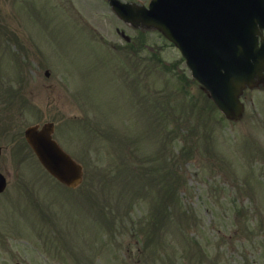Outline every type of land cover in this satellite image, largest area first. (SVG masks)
Here are the masks:
<instances>
[{
  "label": "rangeland",
  "instance_id": "374dc122",
  "mask_svg": "<svg viewBox=\"0 0 264 264\" xmlns=\"http://www.w3.org/2000/svg\"><path fill=\"white\" fill-rule=\"evenodd\" d=\"M70 1L87 23L56 0H0V117L16 130L0 140V264H264V87L231 122L159 33ZM46 122L83 166L75 190L26 150Z\"/></svg>",
  "mask_w": 264,
  "mask_h": 264
},
{
  "label": "water",
  "instance_id": "95a60500",
  "mask_svg": "<svg viewBox=\"0 0 264 264\" xmlns=\"http://www.w3.org/2000/svg\"><path fill=\"white\" fill-rule=\"evenodd\" d=\"M110 4L123 20L155 28L172 41L220 111L230 120L239 119L243 88L253 87L264 71V0H152L148 9L117 0ZM50 134L51 125L25 132L44 168L74 188L81 182V167Z\"/></svg>",
  "mask_w": 264,
  "mask_h": 264
},
{
  "label": "flooded vegetation",
  "instance_id": "af4514ba",
  "mask_svg": "<svg viewBox=\"0 0 264 264\" xmlns=\"http://www.w3.org/2000/svg\"><path fill=\"white\" fill-rule=\"evenodd\" d=\"M93 8L95 9L96 8V6L95 5H93ZM61 9L65 12V13H74L75 15L74 16H69L70 18H76V19H78L79 21H81V22H83V17L82 16H80V15H78V12L77 11H75V9L73 8V7H71V6H69V5H63L62 7H61ZM81 10V9H80ZM131 44H132V39L129 41ZM133 44H134V42H133ZM135 45V44H134ZM132 50L133 49H131V52H132Z\"/></svg>",
  "mask_w": 264,
  "mask_h": 264
}]
</instances>
